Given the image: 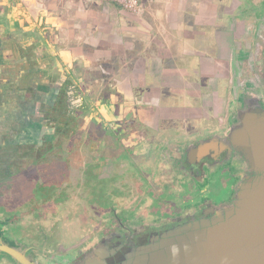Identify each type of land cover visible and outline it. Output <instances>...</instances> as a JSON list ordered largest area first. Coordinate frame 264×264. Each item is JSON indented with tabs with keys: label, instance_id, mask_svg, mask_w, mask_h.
I'll return each mask as SVG.
<instances>
[{
	"label": "flooded vegetation",
	"instance_id": "1",
	"mask_svg": "<svg viewBox=\"0 0 264 264\" xmlns=\"http://www.w3.org/2000/svg\"><path fill=\"white\" fill-rule=\"evenodd\" d=\"M7 9L0 3V264H139L149 255L139 249L225 216L260 175L231 131L264 113V0H225L230 43L218 52L229 67L214 82L198 75L206 81L185 104L156 96L153 82L126 99L111 67L98 81L74 66L64 74L54 37L12 33Z\"/></svg>",
	"mask_w": 264,
	"mask_h": 264
},
{
	"label": "crops",
	"instance_id": "2",
	"mask_svg": "<svg viewBox=\"0 0 264 264\" xmlns=\"http://www.w3.org/2000/svg\"><path fill=\"white\" fill-rule=\"evenodd\" d=\"M5 2L8 0H0ZM46 2L48 7L42 8ZM138 2V9H129L110 0H19L26 13L8 8L5 20L12 33L23 34L28 41L37 40L46 27L56 43L49 45L55 46V55L66 65L64 74L74 66L79 68V79L91 82L100 79L103 69L113 68V78L118 79L116 89L129 100L142 96L148 82H153L149 84L157 90L156 96L182 98L185 104L187 96L202 89L200 83L206 81L198 75L212 77V82L223 76L219 68L229 67L224 60H231L230 53L218 52L228 42L222 36L227 27L221 14L225 0ZM61 38L66 45L57 47ZM215 41L218 47L211 46ZM231 48L230 44L228 50ZM127 63L133 68L114 69ZM152 74L160 77V87H154ZM2 88L0 83V104H5Z\"/></svg>",
	"mask_w": 264,
	"mask_h": 264
},
{
	"label": "water",
	"instance_id": "3",
	"mask_svg": "<svg viewBox=\"0 0 264 264\" xmlns=\"http://www.w3.org/2000/svg\"><path fill=\"white\" fill-rule=\"evenodd\" d=\"M231 138L260 175L241 187L225 216L139 249L149 254L139 264H264V113L244 114ZM85 264L103 262L88 258Z\"/></svg>",
	"mask_w": 264,
	"mask_h": 264
},
{
	"label": "rangeland",
	"instance_id": "4",
	"mask_svg": "<svg viewBox=\"0 0 264 264\" xmlns=\"http://www.w3.org/2000/svg\"><path fill=\"white\" fill-rule=\"evenodd\" d=\"M110 1H114V2H117L116 0H110ZM138 1H140V0H138ZM120 4V3H119ZM7 5H8V7L7 8H12V7H14V8H16V11H18L19 10V12H21V11H23L22 13H26V9H25V6L22 4H20L19 3V0H8V2H7ZM35 5H37L36 3H35ZM46 5V6H45ZM42 6V5H41ZM120 6H123L122 4H120ZM139 2H138V4H137V9L139 8ZM48 7V2H46V4H44L43 5V7L42 8H47ZM35 7H33V9H34ZM132 8H135V7H132ZM132 8H129V9H132ZM34 20V19H33ZM36 22V20H34V23ZM46 26V25H45ZM38 37L43 41V42H45V41H49L50 42V40H51V38H50V35H49V31H47V28L45 27L44 28V31L42 30L41 31V34H38ZM54 37V36H53ZM63 45H66V43L63 41V39L61 38V40L58 42V46L57 47H59V46H63ZM197 46L198 45H195V47L197 48ZM199 47V46H198ZM16 195H17V193H16Z\"/></svg>",
	"mask_w": 264,
	"mask_h": 264
},
{
	"label": "built area",
	"instance_id": "5",
	"mask_svg": "<svg viewBox=\"0 0 264 264\" xmlns=\"http://www.w3.org/2000/svg\"><path fill=\"white\" fill-rule=\"evenodd\" d=\"M116 1L127 8L136 7L138 4V0H116Z\"/></svg>",
	"mask_w": 264,
	"mask_h": 264
}]
</instances>
